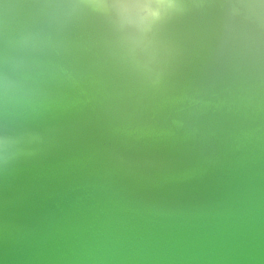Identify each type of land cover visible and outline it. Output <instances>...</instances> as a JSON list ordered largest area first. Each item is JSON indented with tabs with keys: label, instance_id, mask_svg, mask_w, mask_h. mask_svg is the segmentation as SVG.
<instances>
[{
	"label": "water",
	"instance_id": "1",
	"mask_svg": "<svg viewBox=\"0 0 264 264\" xmlns=\"http://www.w3.org/2000/svg\"><path fill=\"white\" fill-rule=\"evenodd\" d=\"M0 264H264V0H0Z\"/></svg>",
	"mask_w": 264,
	"mask_h": 264
}]
</instances>
